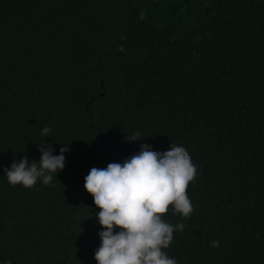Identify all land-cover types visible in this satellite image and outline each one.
<instances>
[{
    "label": "trees",
    "instance_id": "16d2710c",
    "mask_svg": "<svg viewBox=\"0 0 264 264\" xmlns=\"http://www.w3.org/2000/svg\"><path fill=\"white\" fill-rule=\"evenodd\" d=\"M43 140L69 148L64 169L11 185L4 169L39 162ZM171 143L197 175L162 251L264 264V0H0V264H98L85 176Z\"/></svg>",
    "mask_w": 264,
    "mask_h": 264
},
{
    "label": "clouds",
    "instance_id": "9594fccd",
    "mask_svg": "<svg viewBox=\"0 0 264 264\" xmlns=\"http://www.w3.org/2000/svg\"><path fill=\"white\" fill-rule=\"evenodd\" d=\"M51 128L44 127L41 135L51 136ZM139 133L126 135L132 143L140 140ZM70 145V144H65ZM40 160L29 161L25 155L15 159L4 169L11 185L31 188L38 180L48 185L65 167L67 146L53 155L51 144L44 140L37 145ZM197 175V166L182 145L171 143L164 152L154 151L142 144L140 150L123 163H109L106 169L92 168L85 176V189L100 211L95 213L102 226L98 235L101 244L95 249L98 264H177L166 251L174 239V231L185 225L169 224L162 216L172 207L173 214L189 217L193 205L187 195L190 182ZM120 229L114 232V229ZM212 247H219L213 240Z\"/></svg>",
    "mask_w": 264,
    "mask_h": 264
}]
</instances>
